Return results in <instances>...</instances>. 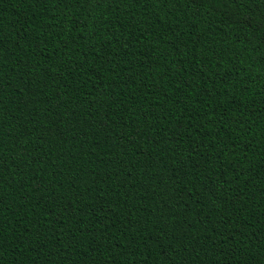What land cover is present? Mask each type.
<instances>
[{
    "label": "trees",
    "instance_id": "1",
    "mask_svg": "<svg viewBox=\"0 0 264 264\" xmlns=\"http://www.w3.org/2000/svg\"><path fill=\"white\" fill-rule=\"evenodd\" d=\"M0 264H264V0H0Z\"/></svg>",
    "mask_w": 264,
    "mask_h": 264
}]
</instances>
